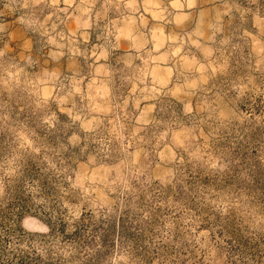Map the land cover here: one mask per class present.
Instances as JSON below:
<instances>
[{"label":"clouds","instance_id":"clouds-1","mask_svg":"<svg viewBox=\"0 0 264 264\" xmlns=\"http://www.w3.org/2000/svg\"><path fill=\"white\" fill-rule=\"evenodd\" d=\"M22 257L264 264V0H0V261Z\"/></svg>","mask_w":264,"mask_h":264},{"label":"rangeland","instance_id":"rangeland-1","mask_svg":"<svg viewBox=\"0 0 264 264\" xmlns=\"http://www.w3.org/2000/svg\"><path fill=\"white\" fill-rule=\"evenodd\" d=\"M21 216L28 215L26 209L24 208L23 201L20 202ZM25 228H27L30 232L40 233L45 232L47 230L45 223L41 221L38 217L29 216L24 221ZM23 230H21V235H23ZM0 264H4L3 261H0ZM20 264H33V261L28 259L27 257H22L20 259Z\"/></svg>","mask_w":264,"mask_h":264}]
</instances>
